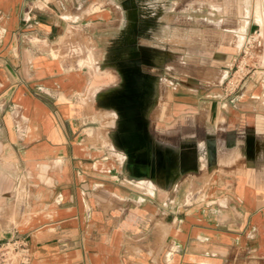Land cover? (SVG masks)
I'll list each match as a JSON object with an SVG mask.
<instances>
[{
    "label": "crops",
    "instance_id": "0c3cea01",
    "mask_svg": "<svg viewBox=\"0 0 264 264\" xmlns=\"http://www.w3.org/2000/svg\"><path fill=\"white\" fill-rule=\"evenodd\" d=\"M89 1L0 0V245L21 239L27 264H264V0L147 33ZM238 36L250 74L223 94Z\"/></svg>",
    "mask_w": 264,
    "mask_h": 264
},
{
    "label": "rangeland",
    "instance_id": "374dc122",
    "mask_svg": "<svg viewBox=\"0 0 264 264\" xmlns=\"http://www.w3.org/2000/svg\"><path fill=\"white\" fill-rule=\"evenodd\" d=\"M81 1L83 2L85 0H81ZM131 2L134 3V5H132ZM220 2H222L223 4L224 1L214 0L213 5L202 6L197 3H194L193 0H166V1L165 0H90L89 1V3L92 4L94 7L97 4L108 3L109 5H113V6L117 4L116 6L118 7L119 12L123 15L131 16L135 13L141 19L140 22L141 30L146 33L149 32L151 28L153 30L154 23H152V20L154 19V17L156 15H164V14L173 15V21H174L173 30L179 29L186 25V23L180 22L179 20L180 16L181 17L189 16L192 19L188 22V28L190 30L217 29V27L213 26L211 21L214 20V23L215 22L217 23L216 20L224 16V14H228L230 12L226 5L220 6L219 5ZM127 3H130V5ZM164 4H166V7ZM204 7H210L213 10H207ZM208 11L213 13L211 20L209 22L208 21L198 22L199 21L198 19L202 16L207 15ZM262 34H264V27H262ZM242 42L243 40L242 41L241 39L239 40V36H238L237 45H241ZM243 46L244 43L238 49L237 53H235L229 59V62L226 64V69L223 72V78L221 80V85H220V90L223 94L231 93L233 86L230 82L234 83L235 79L239 80L241 77L245 78L250 74L249 66L246 64L245 61V53L243 50L244 49ZM238 67L242 69L241 73L236 72ZM139 76L140 79H142L141 75ZM13 190H14L13 203H15V201L17 202L21 201L22 196H20L19 194L20 189L16 184H14ZM13 209L15 210V207ZM14 210L13 213L11 214V217L13 222L15 223L16 213ZM5 241H2L1 243H4ZM17 256H18L17 254L11 251L12 259L7 260V255H4V257H0V264H20L18 258H16Z\"/></svg>",
    "mask_w": 264,
    "mask_h": 264
},
{
    "label": "built area",
    "instance_id": "2783aa9c",
    "mask_svg": "<svg viewBox=\"0 0 264 264\" xmlns=\"http://www.w3.org/2000/svg\"><path fill=\"white\" fill-rule=\"evenodd\" d=\"M72 53L74 52L73 49L71 51ZM236 72H242L241 68H237ZM246 75V74H245ZM244 78L241 77L239 80H234V83L230 82L232 84V91L233 92L237 86L242 82ZM11 251H13L15 254L18 256L20 264H27L29 261V256L25 254V245L24 242L21 239H10L5 241L4 243H1L0 245V257H4V255H7V260H11Z\"/></svg>",
    "mask_w": 264,
    "mask_h": 264
},
{
    "label": "water",
    "instance_id": "95a60500",
    "mask_svg": "<svg viewBox=\"0 0 264 264\" xmlns=\"http://www.w3.org/2000/svg\"><path fill=\"white\" fill-rule=\"evenodd\" d=\"M214 147H215V141L213 139H208L206 141V154H207V161L208 165L212 166L214 162Z\"/></svg>",
    "mask_w": 264,
    "mask_h": 264
}]
</instances>
